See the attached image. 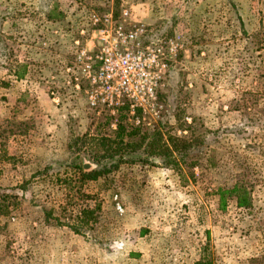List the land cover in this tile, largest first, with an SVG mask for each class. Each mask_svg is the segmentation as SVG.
Instances as JSON below:
<instances>
[{"label": "rangeland", "instance_id": "rangeland-1", "mask_svg": "<svg viewBox=\"0 0 264 264\" xmlns=\"http://www.w3.org/2000/svg\"><path fill=\"white\" fill-rule=\"evenodd\" d=\"M117 46L163 52L139 126L98 77ZM121 108L150 139L84 178ZM0 202V264H264V0H0Z\"/></svg>", "mask_w": 264, "mask_h": 264}, {"label": "built area", "instance_id": "built-area-1", "mask_svg": "<svg viewBox=\"0 0 264 264\" xmlns=\"http://www.w3.org/2000/svg\"><path fill=\"white\" fill-rule=\"evenodd\" d=\"M105 31V30H103ZM129 37L133 38L131 34ZM161 56V59H160ZM163 52L160 48L148 46L144 50H134L130 47L122 51L118 46L115 51L105 50L96 55L100 62L99 80L108 89L118 92V97L128 99L130 114L135 125H142L144 117L136 115L138 110L146 113L148 107L157 100L160 75L164 68Z\"/></svg>", "mask_w": 264, "mask_h": 264}, {"label": "trees", "instance_id": "trees-1", "mask_svg": "<svg viewBox=\"0 0 264 264\" xmlns=\"http://www.w3.org/2000/svg\"><path fill=\"white\" fill-rule=\"evenodd\" d=\"M120 110H121L119 115L120 122L117 125V130L114 133V138L112 142V144H115L118 147L117 149L118 152L108 151L107 154L101 156L100 157L101 161L108 162V164H106L105 166H99L101 168L94 169L93 171L88 173H84L85 171L82 169L84 171L82 173L84 178H87L89 180H95L103 175L109 174L114 170H117L120 164L126 163L127 161L121 155L123 153L122 150H124V152H128L127 155L137 154L139 151L142 150L141 149L142 146L145 145L150 139V136H146V135L142 136V130L140 128H132L129 131L128 128L123 124V120L126 119L125 117L126 115L123 113L128 112V109L121 108ZM140 113L141 110H138L137 114ZM139 136H142L140 138L142 144L138 148L133 147L131 144H129V142L125 141L126 139H131L133 137H139ZM160 137H161V158L167 159L168 160L167 163L173 165L174 169L177 172H179V174H182L184 169L182 168L181 162L184 161L183 159L189 155V150L192 148V145L188 143L186 140H182V139L179 140L177 138L176 139L174 138L173 141L171 140V142L169 143L168 141L163 143L162 134L159 135V138ZM98 164L102 165V162L99 161ZM211 165H215V164H211ZM224 192L225 194H229L232 199H237L239 205L241 206L248 205L249 203L247 197L249 193L246 187L240 184V182L237 183L235 187H233L232 189H228ZM2 200H4L3 201L4 203H6L5 196L2 197ZM5 208L8 209L9 207H5ZM197 264H212V260L210 259V257H205L199 262H197Z\"/></svg>", "mask_w": 264, "mask_h": 264}]
</instances>
